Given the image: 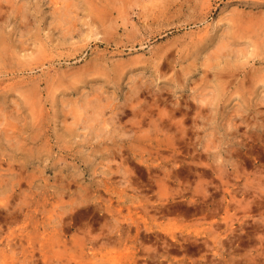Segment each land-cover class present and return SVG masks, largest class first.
<instances>
[{
	"label": "rangeland",
	"instance_id": "rangeland-1",
	"mask_svg": "<svg viewBox=\"0 0 264 264\" xmlns=\"http://www.w3.org/2000/svg\"><path fill=\"white\" fill-rule=\"evenodd\" d=\"M262 134L264 0H0V264H264Z\"/></svg>",
	"mask_w": 264,
	"mask_h": 264
},
{
	"label": "bare ground",
	"instance_id": "bare-ground-1",
	"mask_svg": "<svg viewBox=\"0 0 264 264\" xmlns=\"http://www.w3.org/2000/svg\"><path fill=\"white\" fill-rule=\"evenodd\" d=\"M219 50V49H218ZM215 51V50H214ZM215 53V52H214ZM215 56H216V54H215ZM192 106V105H191ZM175 108H176V106H175ZM174 108V109H175ZM179 108V107H178ZM173 109V108H172ZM177 109V108H176ZM134 110H136L135 108H134ZM141 110V109H140ZM178 110V109H177ZM142 111V110H141ZM176 111V110H175ZM182 111V110H181ZM199 111V110H198ZM130 112V111H129ZM131 112H132V110H131ZM173 112H174V110H173ZM136 113V115H137V112H135ZM135 113H131V114H135ZM170 113H172V112H170ZM170 113H169V116H170ZM198 113V112H197ZM159 114H161V113H159ZM163 114V113H162ZM183 114H187L188 115V111H184V113ZM136 115H134V116H136ZM140 115H142V114H139V116ZM162 116V115H161ZM172 116H173V114H172ZM199 116V115H198ZM160 117V116H159ZM171 117V116H170ZM160 119V118H159ZM166 119L164 118H162V121H160L159 123H164V126L166 125L167 126V129H172L173 128V126L174 125H172L170 122H166L165 121ZM170 120H172V117L170 118ZM139 122V121H138ZM143 122V121H142ZM158 127V126H157ZM176 128H178L179 130H180V128L179 127H177L176 126ZM182 129H183V127H182ZM139 130V129H138ZM160 130V129H159ZM175 130H177V129H175ZM183 131H185L184 129H183ZM156 135V134H155ZM262 136H263V134H262ZM264 137V136H263ZM262 137V138H263ZM179 148V147H178ZM178 148L177 147H173L172 148V151H173V155L175 156L176 154H177V152H178ZM189 151V150H188ZM181 153V152H180ZM191 154H193V153H191ZM190 154V155H191ZM179 172V170H175V173H178ZM162 181V180H161ZM216 187H219V189L220 190H222L223 191V196H226V192L228 191V184L227 183H225L223 180H220V182L218 183V184H216ZM204 203L206 202V200H202ZM229 202V201H228ZM227 205V206H226ZM228 205L229 204H225V207H228ZM158 208H159V211H161L162 213H170L172 210L169 208H166V207H164V206H158ZM193 209L194 210H192L193 212H202V213H204V215H205V213L206 212H208V211H205L204 209H205V207H204V205L203 204H199V205H196V206H194L193 207ZM209 214L210 215H212L213 217H214V215H216L217 214V212H216V210H209ZM205 217V216H204ZM143 221H144V223H143V227H145V229H147V230H151L152 232L154 231V226H152V225H149L148 224V222L146 221V219H143ZM211 224H213V223H211ZM161 226V225H160ZM127 227H128V230H130V226H128L127 225ZM142 228V225L140 224V222L139 221H136V223H135V226H134V229H135V232H134V234L131 236V237H133L132 239H133V241L134 242H137L139 239H140V234H141V231H140V229ZM158 232V233H157ZM157 232L155 233V235H158V236H160V238L164 235L163 233H166V232H164L163 230H162V228H160L159 230L157 229ZM149 232H147V234H148ZM168 233V232H167ZM180 233H175V231H169V233L167 234V235H169V236H165V237H167V239L169 238V240H166V241H164L163 239V241H164V244H166L165 245V250H163L165 253H170L171 252V250H173L174 249V247L176 246H174V244H176V243H178V247H180L181 245L180 244H182L181 242H180V239H182V238H185V239H187L188 237H189V233L187 234V235H183V236H181V234L179 235ZM129 235V234H128ZM127 235V236H128ZM150 235V234H149ZM151 235H153V234H151ZM166 235V234H165ZM143 236H145V238L147 237L146 235H143ZM121 237H122V235H120V237H119V235H118V238H116V239H119V241L121 242ZM130 237V235H129V238H131ZM156 237V236H155ZM122 238H125L124 236L122 237ZM148 239V238H147ZM166 239V238H165ZM123 240V239H122ZM129 240V239H128ZM158 240H160V239H158ZM122 243V242H121ZM207 243V242H206ZM189 247L191 246V247H194V246H192V245H188ZM177 247V248H178ZM176 248V247H175ZM195 248V247H194ZM180 261V259H176L175 261H173L172 260V262H174V263H177V262H179ZM181 262H182V260H181ZM133 264H136L135 262L133 263Z\"/></svg>",
	"mask_w": 264,
	"mask_h": 264
}]
</instances>
